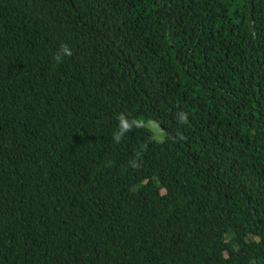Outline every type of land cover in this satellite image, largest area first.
Here are the masks:
<instances>
[{"label":"trees","instance_id":"obj_1","mask_svg":"<svg viewBox=\"0 0 264 264\" xmlns=\"http://www.w3.org/2000/svg\"><path fill=\"white\" fill-rule=\"evenodd\" d=\"M0 264H264V0H0Z\"/></svg>","mask_w":264,"mask_h":264},{"label":"clouds","instance_id":"obj_2","mask_svg":"<svg viewBox=\"0 0 264 264\" xmlns=\"http://www.w3.org/2000/svg\"><path fill=\"white\" fill-rule=\"evenodd\" d=\"M63 55H67V56H71L72 55V52H71V49L67 46V45H61L60 47V51L57 53L55 59L57 62H59L62 58H63ZM118 120H119V131L117 133L114 134V141L116 143H119L122 136L130 131L133 127V125L135 124L136 126H140V123L139 121H133V122H129L125 116L123 114H120L119 117H118ZM180 120L181 122H186L187 120V114L186 113H182L180 115ZM162 142V141H161ZM131 166L132 167H137V163L135 160L131 161Z\"/></svg>","mask_w":264,"mask_h":264},{"label":"rangeland","instance_id":"obj_3","mask_svg":"<svg viewBox=\"0 0 264 264\" xmlns=\"http://www.w3.org/2000/svg\"><path fill=\"white\" fill-rule=\"evenodd\" d=\"M146 127L151 130L154 134V138L155 140H157L158 142H161L165 139V133L164 130L161 128V126L156 123L153 120H150L147 124Z\"/></svg>","mask_w":264,"mask_h":264}]
</instances>
